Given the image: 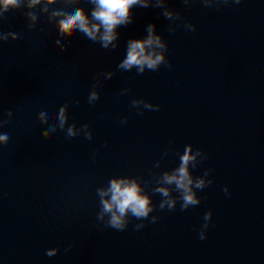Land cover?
<instances>
[{
    "label": "water",
    "instance_id": "obj_1",
    "mask_svg": "<svg viewBox=\"0 0 264 264\" xmlns=\"http://www.w3.org/2000/svg\"><path fill=\"white\" fill-rule=\"evenodd\" d=\"M152 5L131 10L115 50L59 35L51 10L70 6L43 12V3L29 9L23 0L0 19V32L20 34L0 42V119L9 120L0 133L10 137L0 145V264H264V0H166L181 16L172 21ZM149 24L171 67L118 69L128 40L146 38ZM93 90L99 99L90 104ZM64 104L77 135L66 138V125L45 139ZM186 146L200 153L188 165L193 181L212 183L193 187L199 205L182 211L173 191L175 210H160L153 189L170 187L158 181L179 167ZM114 178L136 179L155 206L146 220L128 217L124 231L107 227V214L97 219L98 190Z\"/></svg>",
    "mask_w": 264,
    "mask_h": 264
},
{
    "label": "clouds",
    "instance_id": "obj_2",
    "mask_svg": "<svg viewBox=\"0 0 264 264\" xmlns=\"http://www.w3.org/2000/svg\"><path fill=\"white\" fill-rule=\"evenodd\" d=\"M228 3V0H217V3ZM235 3H240V0H234ZM43 7L41 11L48 12L49 6L54 4H62L71 7V11H66V8H52L51 18H58L56 26L58 28V34L61 36L72 37L77 39L81 34L92 42H98L102 48L115 50L117 44L114 43L118 39V33L116 29L120 26H127L132 22L131 14L134 7L148 8L150 7V0H27V7L29 9L35 8L37 5ZM184 4H188V0H183ZM23 4V0H0V19L4 17V14L9 10L19 9ZM88 5H92L91 14L86 11ZM204 5L210 6L208 3ZM156 8L163 9L161 15L169 20H180L179 13H173L166 6V0H154ZM33 22L37 19L34 12H28L26 14ZM30 27H34L30 25ZM184 27L190 31H195V25L191 23H185ZM169 31H175L173 28H169ZM17 40L20 38L19 33L15 32H0V42ZM55 44L60 45V41L56 40ZM61 52L64 48H60ZM167 51V44L162 41L161 36L155 34V25L149 24L147 26V37L144 39H130L127 42L126 56L118 64V69L123 71H130L132 68L137 70V74H143L145 70L156 71L162 64L171 67L165 56ZM113 73L109 72L105 78L110 79ZM97 85H93L95 89ZM99 99V96L95 90L90 92L88 102L94 103ZM142 101L133 100L132 106L138 107ZM145 108L149 110H159V105L153 108L151 103H145ZM68 104H64L59 108L56 114L51 118L52 123L48 128L41 133L42 137L48 138L49 132H56L57 128L64 130L66 125V138H72L77 135L75 131V124L68 125V116L66 109ZM142 114V113H141ZM7 117L11 118L12 112L6 113ZM38 120L41 124H48V114L45 111H41L38 114ZM127 118L125 117L121 123H125ZM9 123L8 119H0V128H3ZM84 129L88 128L85 124ZM85 138L91 140L92 135L89 132H85ZM10 137L9 134L4 132L0 133V145L7 144ZM199 150L196 154H192L191 147L186 146L183 155L179 157V167L175 168L171 172H164L158 183L161 185H167L170 187H156L153 189V193L159 194L162 199L159 204L160 210L167 208L169 211L175 210L177 199H173L172 192L179 193L178 199L181 201V210H187L189 207H195L201 203V198L197 197L193 191V187L196 189H204L206 186L212 183V180L205 182L204 179L197 177L195 182L189 173L188 165L193 163L195 167L196 155H199ZM210 170L204 172V176L209 175ZM224 192L227 194V187L224 188ZM98 194L101 197V212L97 216L98 220H103L104 215L107 214L109 219L106 222V226L117 231H124L129 223L128 217H133L136 220H146L149 218L150 213L154 211V205L150 197L143 194L141 186L137 183L136 179H112L110 181L107 190H98ZM104 197H110L104 199ZM211 211L204 214V223L201 226L199 233L200 239L205 238V229L208 228L211 221ZM157 221L156 216L151 217V222ZM142 223L136 224L137 230L143 228ZM71 247V246H69ZM69 249L66 248L65 252ZM59 249L54 248L47 250L46 255L49 257L55 256Z\"/></svg>",
    "mask_w": 264,
    "mask_h": 264
}]
</instances>
